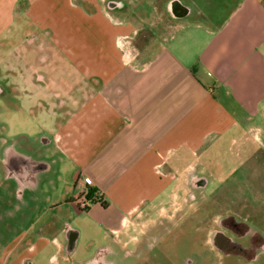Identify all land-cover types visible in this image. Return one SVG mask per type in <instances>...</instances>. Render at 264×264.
Returning a JSON list of instances; mask_svg holds the SVG:
<instances>
[{"label": "crops", "instance_id": "obj_1", "mask_svg": "<svg viewBox=\"0 0 264 264\" xmlns=\"http://www.w3.org/2000/svg\"><path fill=\"white\" fill-rule=\"evenodd\" d=\"M107 4L0 0V61L12 47L21 48L16 56L25 60V73L4 63L18 79L5 81L8 93L22 90L26 99L49 107L54 125L40 142L58 141L80 168L76 181L92 179L107 205L94 203L87 211L100 205L111 213L108 232H114L171 195L180 178L165 170H188V161L175 163L183 156L200 160L221 140L236 143L247 131L260 130L249 122L264 117V0H240L220 24L203 30L197 24L196 32L183 22L147 25L153 39L143 48L136 44L143 26L127 10ZM101 17L107 23L99 28ZM31 22L33 30L27 28ZM82 27L88 36L78 41L73 31ZM31 151L26 153L33 159ZM41 159L45 167L29 190L38 189L52 168ZM75 188L72 200L76 182ZM49 226L39 228L36 242L27 240L21 256L15 250L26 235L14 240L3 262L38 264L35 256L47 247L49 234L60 249L67 229L62 241L59 229ZM40 240L45 244L39 246Z\"/></svg>", "mask_w": 264, "mask_h": 264}, {"label": "rangeland", "instance_id": "obj_2", "mask_svg": "<svg viewBox=\"0 0 264 264\" xmlns=\"http://www.w3.org/2000/svg\"><path fill=\"white\" fill-rule=\"evenodd\" d=\"M97 1H99L101 5H106L107 3V0ZM167 1L168 0H125L127 3L126 16L131 17L130 19L132 21L137 25H142L144 28V33H139L138 42L136 43L140 47L143 48L153 39V34L150 33L151 28L145 24L153 26L158 22L159 24L170 22L175 23L174 19H169L168 12L165 10ZM196 1L199 4L198 8L194 11V15L187 18L184 22L182 20L185 25L189 24L187 29L192 32H196L197 24L203 26L202 30L209 26H216L229 15L240 0ZM138 7L145 9L147 14H132V9H138ZM63 9L64 11L69 12L71 8L66 5L63 6ZM137 12H140V10L138 9ZM182 22L180 20V23ZM106 23L107 20H103V17H101L98 23L99 28ZM33 27L32 22L31 25L28 24L27 26L29 30H33ZM73 32H76L73 36L75 37L77 35L78 41L81 40V34L84 37L88 36V31L84 27H82L81 30ZM183 32L184 30L181 29L178 30L176 34L180 35ZM17 48L18 46L11 48L12 54H8L6 61L17 66L21 73H25L27 68L25 60H23L21 56H16V54L21 53L22 50L21 48L20 50H17ZM6 61H4V63H6ZM4 63L3 61H0L1 87H4L6 83L5 81L17 82L18 80L17 78L11 77L14 75L13 73L11 75V72H6V65ZM67 68L69 69V67ZM62 71L66 70L62 68ZM21 93L22 94L14 91L7 94L4 88V94H0V137L6 141L17 142L18 149L20 150L25 149L28 151L30 147H34V155L48 160L51 163L52 168L44 173L38 189L28 190L26 192V197L29 198L32 208L29 211V214L21 221L6 223L4 225L6 235H8V239H11L12 242L17 238L26 235L25 239L16 248L15 253H17L21 252V250L26 247L25 245L27 244L29 237L34 239L39 237V228L46 224H50V231L53 228L59 229L62 241L65 240L63 233L67 226H74L78 229L80 234L73 258L78 262L84 261L91 257L96 249L106 242L112 214L99 209L100 205H97L98 207L92 208V210L89 211H87L88 207L82 208V211H79V209L74 206L72 197L76 193V175L80 168L74 161L72 155L62 151L58 141L52 138L50 143H41L42 140L40 137L46 134L54 125L53 115L49 113L48 106H45L42 102H37L31 97L26 99L23 96L22 90ZM250 123L259 126L260 130L252 132L247 131L243 137L237 140L236 143H232L230 139L221 140V142L215 145L216 148L209 147L203 152V161L201 162H198V156L192 155L189 157L183 156L180 162L175 163L180 165L188 161L189 164H195V170H237V177L244 175L245 170H255L253 176H251L249 180L238 181L240 184L238 187V197L245 198L246 194L244 193V190L242 191L241 189L245 187L244 185L246 182H249V198L253 197L256 199L250 200L252 203L251 212L253 214L260 213L263 215L264 197L262 192L264 190V175L262 174L261 169L264 166L261 168V166L258 165L261 161L260 159L256 162L257 164L255 163V167L250 168L252 167L253 162L251 163L249 158L253 159L258 153L255 149V144L258 143H254V141L257 140L258 142L261 140V137L264 139V117L258 115L252 122H249V125ZM166 171L167 173L170 172L172 175H177L181 170H165V172ZM6 182L8 181L5 178L4 171L0 170V193L2 194L10 193L9 191H6L9 187ZM8 184L11 183L8 182ZM174 188V191L171 195L167 196L166 199H162V201L157 202L156 205L151 208H145V213L142 217L125 221L123 224V228H125L122 231L131 232L136 230V233L134 234L135 236L138 235L137 231L145 229L149 224H153V228H163L164 230H167V224L179 228L185 225V222L189 224L192 221H194L192 222V227L196 229L204 227L207 231L214 230L216 226L214 217L210 216L208 213L197 218L198 207L189 206L183 202L185 197L184 181L180 179L179 182L175 183ZM61 202H64L63 206L59 205ZM94 203L101 204L99 201H96L91 202L89 206ZM156 220H158L159 223H156ZM260 225H263L264 229V223L261 222ZM187 230L188 232L190 231L188 228ZM54 235L55 234H49L47 236V247L42 250L40 249L35 256V260L38 264H57L60 262V255L63 252L64 245L60 249L57 248L56 242H54ZM199 238L201 239L202 235H200ZM12 242L7 246V243L4 244L3 240L0 239V264H9L7 261L3 262L2 257L3 254L12 247ZM45 242V240H40L38 242L39 246L45 244ZM129 246L133 247L132 244ZM174 247L175 250L178 249L179 252L190 250L189 245L187 243L183 244L182 242L175 244ZM200 253L201 254H198V257L200 258L201 263L220 264V259L208 248L204 247V252L201 251Z\"/></svg>", "mask_w": 264, "mask_h": 264}, {"label": "flooded vegetation", "instance_id": "obj_3", "mask_svg": "<svg viewBox=\"0 0 264 264\" xmlns=\"http://www.w3.org/2000/svg\"><path fill=\"white\" fill-rule=\"evenodd\" d=\"M110 1L107 0V3ZM115 1L112 2L116 5L114 7L127 9L125 0ZM198 4L196 0H168L165 10L169 19H174V24H178L180 20L184 22L193 16ZM138 9H132V13L136 14ZM4 88L8 94L5 85L1 87V84L0 94H4ZM254 143H258L255 144L258 153L253 159L249 158L251 163L253 162L250 168L255 167V163L260 159L262 163L259 162L258 165L262 168L264 139L261 137V140L258 142L256 140ZM201 161L203 159L198 160ZM44 165L45 162L40 157L34 156L31 159L25 149H18L17 142L6 141L0 137V170L4 171L6 180L11 183L6 182L9 186L6 191H9V194L0 193V239L4 244L7 243V246L12 240L8 239L4 225L21 221L29 214L32 206L29 198L26 197V192L35 186ZM194 167L191 164L188 170H181L176 175L184 181L183 202L198 207L197 218L208 213L214 217L216 222L214 230L207 231L204 227L196 229L192 227L194 222L192 221L189 224L185 222V225L179 228L167 224V230L153 228L154 225L149 224L145 229L137 231L138 235L135 236L136 230L109 231L106 242L99 246L91 257L80 262L73 258L76 245H71V239L67 238L60 255V262L57 264H204L198 257L201 251L204 252V247L220 259V264H264V229L263 225H260L261 222L264 223V214L251 212L250 200L256 199L249 198V182L244 185L245 189H241L246 194L245 198L238 197L240 185L238 181L249 180L255 170H245L244 175L237 177V170H195ZM262 169L264 175V167ZM144 213L145 209L135 219H139ZM156 223H159L158 220ZM73 233L72 231L71 234ZM200 235H202L201 239ZM28 241L37 240L29 237ZM180 242L187 243L190 250L180 252L178 249L175 250L174 245ZM130 244L133 247H130ZM23 252L24 250L17 255L21 256ZM17 255L14 259L18 257ZM23 264L36 263L26 259Z\"/></svg>", "mask_w": 264, "mask_h": 264}, {"label": "built area", "instance_id": "obj_4", "mask_svg": "<svg viewBox=\"0 0 264 264\" xmlns=\"http://www.w3.org/2000/svg\"><path fill=\"white\" fill-rule=\"evenodd\" d=\"M76 186L79 192L72 200L76 208H87L91 202L98 199V191L96 189L93 190L92 179L90 177L78 178Z\"/></svg>", "mask_w": 264, "mask_h": 264}, {"label": "water", "instance_id": "obj_5", "mask_svg": "<svg viewBox=\"0 0 264 264\" xmlns=\"http://www.w3.org/2000/svg\"><path fill=\"white\" fill-rule=\"evenodd\" d=\"M112 2H116V1H115V0H111V1L108 3V6H109V7H114V6H116L115 4H112ZM44 167H45V165H44ZM44 167H43V168H44ZM66 229H67L66 237L71 239V240H70V244H71V245H76V242H77V239H78V235H79V233H78L76 230H74L73 228H71L70 226H68ZM72 231L74 232L73 234H71Z\"/></svg>", "mask_w": 264, "mask_h": 264}, {"label": "trees", "instance_id": "obj_6", "mask_svg": "<svg viewBox=\"0 0 264 264\" xmlns=\"http://www.w3.org/2000/svg\"><path fill=\"white\" fill-rule=\"evenodd\" d=\"M93 190H94V188H93ZM98 191V199H95L94 200V202H96V201H99V202H101V204L103 205V206H106L107 205V202H105L104 200H103V196H102V194H101V192L99 191V190H97Z\"/></svg>", "mask_w": 264, "mask_h": 264}]
</instances>
